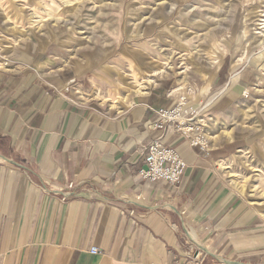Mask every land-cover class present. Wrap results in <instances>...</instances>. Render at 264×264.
<instances>
[{"label":"crops","instance_id":"crops-1","mask_svg":"<svg viewBox=\"0 0 264 264\" xmlns=\"http://www.w3.org/2000/svg\"><path fill=\"white\" fill-rule=\"evenodd\" d=\"M118 89L107 68L40 54L0 69V264H264V214L226 180L232 146L202 151L168 127L186 174L145 181L155 110L178 99L113 110Z\"/></svg>","mask_w":264,"mask_h":264},{"label":"rangeland","instance_id":"rangeland-1","mask_svg":"<svg viewBox=\"0 0 264 264\" xmlns=\"http://www.w3.org/2000/svg\"><path fill=\"white\" fill-rule=\"evenodd\" d=\"M39 54L112 71L113 110L150 93L205 107L208 149L232 146L226 180L264 214V0H0V69Z\"/></svg>","mask_w":264,"mask_h":264},{"label":"built area","instance_id":"built-area-1","mask_svg":"<svg viewBox=\"0 0 264 264\" xmlns=\"http://www.w3.org/2000/svg\"><path fill=\"white\" fill-rule=\"evenodd\" d=\"M205 107L196 108L190 105L185 96H181L170 108L155 110L156 120L152 123V129L161 135L151 141L143 152L145 168L139 171V175L145 181H163L170 185H180L186 174L188 165L181 154L164 142V133L168 127L190 140L193 147L202 151L208 149V140L204 134L205 125L200 119V114ZM70 184V188H73ZM70 195H68L69 197ZM72 196V195H71ZM92 254H98L99 249L92 247Z\"/></svg>","mask_w":264,"mask_h":264},{"label":"bare ground","instance_id":"bare-ground-1","mask_svg":"<svg viewBox=\"0 0 264 264\" xmlns=\"http://www.w3.org/2000/svg\"><path fill=\"white\" fill-rule=\"evenodd\" d=\"M179 91H180V90H179ZM176 92H177V91H176ZM116 98H117V97H113V99H115V100H116Z\"/></svg>","mask_w":264,"mask_h":264}]
</instances>
